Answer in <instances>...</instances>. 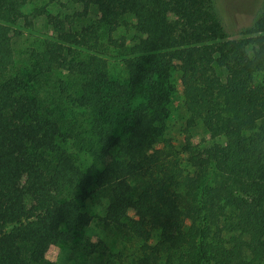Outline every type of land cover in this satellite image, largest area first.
I'll list each match as a JSON object with an SVG mask.
<instances>
[{
    "label": "trees",
    "instance_id": "obj_1",
    "mask_svg": "<svg viewBox=\"0 0 264 264\" xmlns=\"http://www.w3.org/2000/svg\"><path fill=\"white\" fill-rule=\"evenodd\" d=\"M34 1L0 0V264L72 243L99 193L101 226L136 243L129 264H264V0L237 34L215 0H67L12 76Z\"/></svg>",
    "mask_w": 264,
    "mask_h": 264
},
{
    "label": "rangeland",
    "instance_id": "obj_2",
    "mask_svg": "<svg viewBox=\"0 0 264 264\" xmlns=\"http://www.w3.org/2000/svg\"><path fill=\"white\" fill-rule=\"evenodd\" d=\"M215 2L226 30L231 34H237L241 28L250 23L261 0H215ZM65 5L67 6V0H36L23 9L24 16L31 24H19L17 29L22 33L14 34L15 67L11 72L12 76L23 75L29 71L30 49L38 50L43 38L52 34L47 16L58 14ZM95 20L96 13L91 9L88 21ZM114 55L113 52L110 53L109 65H112L110 72L114 78L121 79V67L118 61L114 60ZM62 78L64 75L54 74L49 77V82L45 87H40V89L46 90L53 87ZM170 80L175 89V97L164 138L169 142L177 143L181 139L182 120L188 116L184 114L181 107L183 89L179 84L177 68L172 71ZM51 99L52 96H49V100ZM201 139H208V137L199 131L193 141L197 142ZM100 198H103L101 193L92 194L84 202V208L91 216L90 224L77 231L72 243L50 247L44 260L38 264H129L134 259L136 243L119 230L106 229L99 223L98 212L104 206V200ZM129 215L132 216V213Z\"/></svg>",
    "mask_w": 264,
    "mask_h": 264
}]
</instances>
